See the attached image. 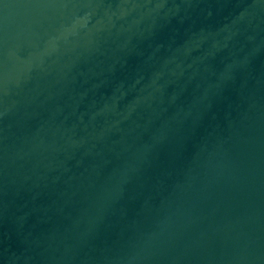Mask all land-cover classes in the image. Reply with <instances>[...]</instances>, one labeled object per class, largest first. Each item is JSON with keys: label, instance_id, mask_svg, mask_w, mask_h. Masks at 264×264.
I'll return each instance as SVG.
<instances>
[{"label": "water", "instance_id": "1", "mask_svg": "<svg viewBox=\"0 0 264 264\" xmlns=\"http://www.w3.org/2000/svg\"><path fill=\"white\" fill-rule=\"evenodd\" d=\"M0 264H264V0H0Z\"/></svg>", "mask_w": 264, "mask_h": 264}]
</instances>
